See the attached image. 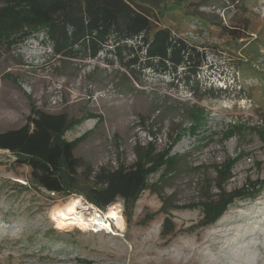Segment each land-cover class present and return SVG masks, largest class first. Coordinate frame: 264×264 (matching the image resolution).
I'll use <instances>...</instances> for the list:
<instances>
[{
    "label": "rangeland",
    "instance_id": "rangeland-1",
    "mask_svg": "<svg viewBox=\"0 0 264 264\" xmlns=\"http://www.w3.org/2000/svg\"><path fill=\"white\" fill-rule=\"evenodd\" d=\"M144 3L154 28H169L198 51L195 78L181 67L175 74L148 69L143 85L131 88L111 56L112 64L101 55L62 65L41 42V25L17 28V36L33 34L0 49V132L25 124L34 107L82 117L59 136L75 144V156L93 169L139 160L147 172L135 199L114 202L122 230L58 227L50 210L71 197H80L85 215H102L108 206L101 210L81 195L29 186V168L0 149V264H211L224 253L220 245L203 244L195 252L187 246L202 243L214 227L235 232L252 222L246 233L257 227L250 216L264 213V0ZM220 86L227 90L215 93ZM194 103L203 117L196 131L188 118ZM170 156L174 166L166 165ZM250 185L255 189L232 199L214 222H203L204 203L216 206ZM253 240L249 244L264 235ZM245 251L243 256L255 253ZM224 261L214 264H233Z\"/></svg>",
    "mask_w": 264,
    "mask_h": 264
},
{
    "label": "trees",
    "instance_id": "trees-1",
    "mask_svg": "<svg viewBox=\"0 0 264 264\" xmlns=\"http://www.w3.org/2000/svg\"><path fill=\"white\" fill-rule=\"evenodd\" d=\"M145 1L0 0V49L16 46L33 34L27 30L17 36V28L41 25L44 34L41 42L48 45L51 55L62 65L67 60L96 61L101 55L106 64H112L111 56L123 69L124 80L131 88L143 85L141 74L148 69L175 74L181 67L184 74L195 78L200 67V62L195 61L198 51L173 35L169 28H154L151 16L144 10ZM21 6L27 8L25 13L17 11ZM96 69L94 66L92 73ZM226 90L220 86L215 93ZM192 94L200 101L195 89ZM197 107L194 103L188 111L194 131L203 120L200 113L197 115ZM160 112L162 110H158V115ZM94 116L99 124L102 116ZM81 120L82 117L69 118L62 112H47L34 107L25 124L0 132V149L13 154L17 165L29 168L25 180L29 186L63 197L81 195L101 210L117 198L123 201L135 199L147 184V172L141 161L128 166L101 165L93 169L91 164L74 155L75 144L59 140L66 128ZM261 134L264 138V126ZM178 138V134L169 137L171 145ZM166 162L167 166H174L176 158L170 156ZM253 189L255 185L234 190L216 206L204 203L203 222H214L232 199Z\"/></svg>",
    "mask_w": 264,
    "mask_h": 264
},
{
    "label": "bare ground",
    "instance_id": "bare-ground-1",
    "mask_svg": "<svg viewBox=\"0 0 264 264\" xmlns=\"http://www.w3.org/2000/svg\"><path fill=\"white\" fill-rule=\"evenodd\" d=\"M81 202L82 200L80 197L76 196L69 198L63 205L53 206L50 210V216L55 221L56 226L67 228L76 226L82 230L91 229L94 231L103 229L110 231L112 230V226L119 230L124 228V218L117 204L112 203L109 205L108 209L102 215L95 211L85 215L82 209H86V207L82 206L83 204ZM262 216H264L262 212L250 216L251 219H254V223H258L257 227L251 233H246V230L251 226L252 222H248L245 226H241L242 228L235 232L214 227L212 230L209 229L211 231L208 232L202 243L194 246L188 245L187 249L189 252H195V250H198L203 244H206L207 247L212 245L218 247V245H220L222 253H224L221 257L210 258L211 264L220 263L228 259H231L233 264H264V240L259 243L251 244L250 242L251 245L249 244L251 239L253 240L255 237L257 238L264 235V217L260 219ZM243 230L244 232H242ZM223 240H225V242ZM247 248L249 250H255V253L251 254L250 251L251 255L243 256ZM226 249L229 251H226ZM231 250H233V252Z\"/></svg>",
    "mask_w": 264,
    "mask_h": 264
},
{
    "label": "built area",
    "instance_id": "built-area-1",
    "mask_svg": "<svg viewBox=\"0 0 264 264\" xmlns=\"http://www.w3.org/2000/svg\"><path fill=\"white\" fill-rule=\"evenodd\" d=\"M103 230H105V229H103ZM107 232H111V230L110 231H107Z\"/></svg>",
    "mask_w": 264,
    "mask_h": 264
}]
</instances>
